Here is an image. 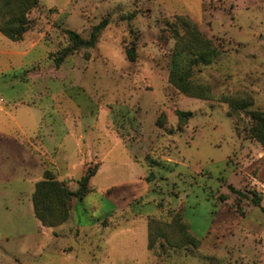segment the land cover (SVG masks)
Returning a JSON list of instances; mask_svg holds the SVG:
<instances>
[{"label": "rangeland", "instance_id": "rangeland-1", "mask_svg": "<svg viewBox=\"0 0 264 264\" xmlns=\"http://www.w3.org/2000/svg\"><path fill=\"white\" fill-rule=\"evenodd\" d=\"M38 1L21 40L0 33V105L35 109L18 113L40 170L73 191L95 172L59 226L28 212L27 182L20 210L0 196V264H264V212L249 198L264 207V144L248 131L264 111V0ZM177 16L212 43L192 68L205 98L168 81ZM103 18L95 46L57 66L64 30L87 38ZM175 214L195 244L149 248L148 220Z\"/></svg>", "mask_w": 264, "mask_h": 264}, {"label": "trees", "instance_id": "trees-1", "mask_svg": "<svg viewBox=\"0 0 264 264\" xmlns=\"http://www.w3.org/2000/svg\"><path fill=\"white\" fill-rule=\"evenodd\" d=\"M38 5V0H0V33L12 41L21 40L33 24L29 15ZM107 24L106 18L101 19L91 27L87 38H83L71 29H65L64 32L70 43L54 57L55 64L59 66L67 56L79 49L93 48ZM174 27L175 44L169 65L168 81L186 95L205 98L208 96L206 88L191 77L192 68L196 64L210 61L213 54L212 43L203 36L196 24L187 16H177ZM179 28L183 31L180 32ZM126 54L130 60H134L135 48H128ZM229 104L233 109L239 106L235 98H230ZM188 114L187 111H177L181 122ZM250 120L249 133L258 142L264 144V111H251ZM94 172V169H87L79 180V187L73 191L64 181L58 180L51 170L44 169L42 178L35 182L31 194L33 214L42 226L55 227L67 221L70 216L71 201L74 198L82 199L90 191L88 182ZM237 192L248 197L243 192ZM249 198L264 212V207L260 204V196L255 191ZM186 230L178 214L173 216L168 226L150 218L148 220V247H154L159 238H163L168 245L175 248L195 244L194 237Z\"/></svg>", "mask_w": 264, "mask_h": 264}, {"label": "crops", "instance_id": "crops-1", "mask_svg": "<svg viewBox=\"0 0 264 264\" xmlns=\"http://www.w3.org/2000/svg\"><path fill=\"white\" fill-rule=\"evenodd\" d=\"M25 109L24 113L35 111L33 107H16L12 103L0 105V196L11 197L7 204H13L15 209H21V204L16 202L17 191L21 188L17 182H27L29 184V198L27 200L28 212H32L31 194L34 183L37 181L31 178L34 173L37 177H42L37 157L23 143L21 136L27 137L24 130L25 119H20L18 113ZM28 110V111H26ZM32 120L33 125L39 126L41 118L35 113ZM41 173V174H40Z\"/></svg>", "mask_w": 264, "mask_h": 264}]
</instances>
